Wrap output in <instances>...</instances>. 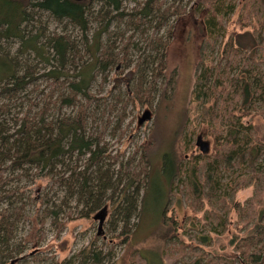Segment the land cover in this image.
<instances>
[{
  "label": "trees",
  "instance_id": "1",
  "mask_svg": "<svg viewBox=\"0 0 264 264\" xmlns=\"http://www.w3.org/2000/svg\"><path fill=\"white\" fill-rule=\"evenodd\" d=\"M243 3L239 29L254 20L256 28L229 36L224 23L236 0H211L203 6L205 36L180 124L161 153L156 126L124 158L121 151L109 153L103 134L119 131L127 104L150 106L154 83L167 79L165 54L173 33L169 22L185 13L183 0H0V206L5 203L0 207V264H19L21 254L11 244L19 219L25 218V204L6 202L18 193L17 187L6 189L11 175L27 177L32 169L38 185L47 181L62 190L57 203L46 193L40 197L38 224L46 218L62 227V219H88L106 206V232L113 243L123 244L133 233L131 220H140L145 211L156 156L162 201L151 212L158 248L134 250L130 264H184L185 250L193 255L190 264H264V138H257L251 123L264 118V0ZM38 13L46 14L59 31L48 30ZM160 30L165 33L159 35ZM130 53L135 75L126 98H95L91 88L96 77H105L117 65L129 67ZM163 100L161 93L156 106ZM114 111L117 121L110 128ZM97 120L93 131L90 124ZM198 128L210 139L206 154L191 145ZM246 188H253L251 197L242 206L233 203L234 194ZM175 194L191 212H203L200 226L188 217L189 230L206 234L188 240L204 246H209V233L224 234L228 212H236L247 232L241 238L231 236L229 245L236 254L231 260L209 259L182 241L178 223L165 216ZM62 207L67 212L59 219ZM112 257L110 249L89 245L54 264H108Z\"/></svg>",
  "mask_w": 264,
  "mask_h": 264
},
{
  "label": "rangeland",
  "instance_id": "2",
  "mask_svg": "<svg viewBox=\"0 0 264 264\" xmlns=\"http://www.w3.org/2000/svg\"><path fill=\"white\" fill-rule=\"evenodd\" d=\"M210 1L183 0V5L186 6L185 13L176 21L171 20L169 22V24H172L173 33L165 54L164 75L167 79H161L154 83L150 106L140 105L134 107L132 104H127L121 114L122 120L119 131L117 130L114 136H111L107 131L103 134L104 143L107 144V150L110 154L114 155L116 152L121 151L124 154V158L128 157L133 149L146 139L156 126L158 127V131H155L154 134L158 135V138L161 140L158 152L161 153L163 151L165 143L170 140L173 131L180 124L187 108L193 76L199 61V49L205 36L202 23V19L205 18V12H203L202 8ZM244 1L236 0L235 10L230 16L229 22L224 23L226 36L243 32L252 33L256 28L254 20L246 27V24L249 23L247 21L245 27L239 29L241 23H239V18L237 17ZM196 2L199 4L196 5ZM123 5L126 8L131 7L128 1H125ZM36 16H38L42 23H47L48 30L59 31L57 29L59 26L49 20L46 14L38 13ZM68 30L73 37L78 33L70 28ZM164 33V30H160L159 35H163ZM135 41L137 42L138 40L135 38ZM14 46L15 44L11 47ZM134 58L132 53H130L128 60L131 61V65L129 67L122 70L117 65L115 70L107 72L105 77H96V81L91 88V94L95 98L104 97L106 102H111L115 95L125 99L129 93L130 80L135 75L131 68L134 65ZM117 71L118 74L116 73ZM103 78L106 79L104 83L101 81ZM126 81H129V83H126ZM163 89L165 90L163 91ZM161 93H163L164 100L157 107L156 105ZM120 110L121 108L118 105L116 107L117 113ZM144 111L149 112L150 118L148 121L138 125L137 121ZM117 113L114 111L109 114L110 128L117 121L115 118ZM94 116H96V119L98 118L99 110L96 111ZM251 123L255 128L257 138L261 136L264 138V118L255 117ZM98 125V120L90 124L93 131H95ZM90 126L88 125V127ZM121 131L123 134L119 136ZM197 136H200L201 140L208 144V151H210V139L202 128L193 136L191 145L194 147V151H198L194 145ZM160 167V158L156 156L151 161V171L153 173H150V186L145 198L144 206L146 214L144 215V211L140 216V220H131L133 227L130 231L133 233L123 244L113 243L111 240L112 235L106 232V220L109 217V209L106 206L90 215L88 219L75 218L67 222L65 219H62L67 210L62 207L63 210L59 214V219L63 221L62 227H55L50 223V219L46 218L41 225L38 224L40 214L35 218V211L39 210L38 200L40 197L46 193L54 203H57V199L63 197L62 190H59L56 185H52L47 181H42L38 185V181L40 180L34 175V170L32 169L28 171L27 177L16 173L11 175L10 183L6 189L17 187L19 194H15L14 198L6 199V202H10L11 200L16 205L19 202L25 204L23 210L25 218L19 219L15 238L11 244L13 250L21 251L18 258L20 260L19 264H23L24 262L27 264H54L56 261L62 262L69 258L72 259L77 252L87 248L89 245L101 248L103 252H107L110 249L113 257L108 264H130V256L134 250L145 251L153 248L155 251L158 248V241L155 239L158 229H156L155 217L151 211L153 207L158 206V203L162 201V198L159 197L161 187L157 175ZM252 189L246 188L236 192L232 198V202L237 203L238 206H242L251 197ZM56 205L59 206L58 204ZM70 206L73 207V203H70ZM0 207H5V203L1 204ZM165 208V216L173 217L178 223V227H180L178 234L182 241L195 247V253L203 252L207 254L209 259L221 257L224 260H231L236 255L232 246L229 245L231 236L241 238L247 232V230H243V225L240 224L241 221L238 220L236 212L232 210L227 214V229L224 234L215 235L209 233V246H204L196 240H188V236L190 235L206 234V231L200 233L198 230H189L188 217H195L198 221L196 226H200L203 224V220L201 219L203 212H191L187 202L182 199L180 194H175L168 204H166ZM203 209L208 210L204 206ZM72 216L74 217V215ZM34 218L35 221L33 220ZM59 219L58 222L60 221ZM184 256V264H190L189 261L193 259V255L188 250H185Z\"/></svg>",
  "mask_w": 264,
  "mask_h": 264
},
{
  "label": "water",
  "instance_id": "3",
  "mask_svg": "<svg viewBox=\"0 0 264 264\" xmlns=\"http://www.w3.org/2000/svg\"><path fill=\"white\" fill-rule=\"evenodd\" d=\"M23 1H34V0H23ZM71 1H75V2H84V1H88V0H71ZM149 112L148 111H144L141 115V117L138 119L137 124L140 125L145 121L149 120ZM195 147L198 149V151L201 154H206L208 152V144L206 142H203L201 140L200 136H197L195 139V143H194Z\"/></svg>",
  "mask_w": 264,
  "mask_h": 264
}]
</instances>
